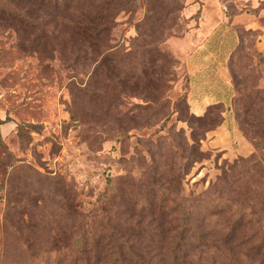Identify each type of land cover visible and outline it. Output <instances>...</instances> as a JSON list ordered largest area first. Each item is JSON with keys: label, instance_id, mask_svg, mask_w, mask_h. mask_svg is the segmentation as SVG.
Listing matches in <instances>:
<instances>
[{"label": "rangeland", "instance_id": "rangeland-1", "mask_svg": "<svg viewBox=\"0 0 264 264\" xmlns=\"http://www.w3.org/2000/svg\"><path fill=\"white\" fill-rule=\"evenodd\" d=\"M97 1L110 15L102 39L109 54L130 53L136 61L154 59L157 68L163 67L169 85L161 101L175 106L178 113L168 126L176 129L162 130L160 135L174 142L182 131L191 140L193 128L198 127L188 123L185 115L205 116L211 105L221 107L224 127L207 126L213 130L200 141L207 158L181 179L175 172L185 195L206 189L225 162L254 152L238 126L235 108L244 96L255 103L254 109L264 103V0ZM61 33L63 41H52L46 35L36 37L30 29L0 26V119H8L0 125V255L9 199L16 201L18 216L26 226L39 221L41 209L51 213L50 199L56 191L66 211L74 188L85 208L93 210L111 177L114 186L127 195L138 191L140 181L147 178L143 162L149 161L148 147L136 132L120 130L117 117L130 107L115 101L120 90L113 74L108 77L101 66L104 54L94 55L87 46L79 51L72 32L65 29ZM167 91H172L171 97ZM203 94L212 96L213 102L192 107ZM170 154L177 159L174 167L179 170L181 146L168 153L171 158ZM125 205L108 208L124 217L129 213ZM93 214L92 219L100 218L99 212ZM196 240L192 237L194 245L182 250L204 255L215 252L213 245ZM54 257L44 259L55 264Z\"/></svg>", "mask_w": 264, "mask_h": 264}, {"label": "trees", "instance_id": "trees-1", "mask_svg": "<svg viewBox=\"0 0 264 264\" xmlns=\"http://www.w3.org/2000/svg\"><path fill=\"white\" fill-rule=\"evenodd\" d=\"M109 22L110 15L97 0H0V26L30 29L36 37L46 35V40L52 41H63L61 31L67 29L74 41H79V45L74 43L77 50L87 46L94 55L104 54L101 66L108 77L113 74L120 90L115 101L130 107L117 117L122 123L120 130L139 134L149 154V161L143 162L147 178L140 181L138 191L127 195L126 190L114 186L111 177L93 210L85 208L74 188L66 211L64 200L56 199V191L50 199L51 213L41 209L39 221L24 226L16 201L9 199L0 264H50L44 259L50 255H55V264H264V103L254 109L255 103L244 96L235 108L238 126L254 152L225 162L206 189L185 195L178 179L175 181V172L181 179L207 158L200 141L213 130L207 126L222 125L221 107L211 105L205 116L185 115L188 123L198 127L193 128L191 140L182 131L174 142L160 135L162 130L170 133L176 129L168 126L178 113L175 106L161 101L169 85L163 67L157 68L154 59L136 61L130 53L111 56L102 41ZM168 94L171 97L172 91ZM7 121L0 119V125ZM154 122H159L156 127ZM176 146L183 152L179 170L174 167L175 156L168 155ZM23 194L27 192L23 190ZM124 202L129 206L124 217L117 209L108 208ZM93 211L99 212V219H92ZM134 215L138 219H133ZM192 237L201 245H213L215 252L204 255L182 250L194 245Z\"/></svg>", "mask_w": 264, "mask_h": 264}, {"label": "crops", "instance_id": "crops-1", "mask_svg": "<svg viewBox=\"0 0 264 264\" xmlns=\"http://www.w3.org/2000/svg\"><path fill=\"white\" fill-rule=\"evenodd\" d=\"M198 78H199V76L198 77L196 76V78L194 77V79H193L194 86L197 85V83H198L197 79ZM194 86H193V88H194ZM223 92H224V94H226L225 89L223 90ZM191 95H192V93H191ZM200 98L201 99L196 100L195 103H192V107H198V108L199 107H205L207 104L213 102V100H214L212 96L206 95V94H203ZM223 127H224V124H222V126L219 127V130H221V128H223ZM215 132L217 133V131H215Z\"/></svg>", "mask_w": 264, "mask_h": 264}]
</instances>
